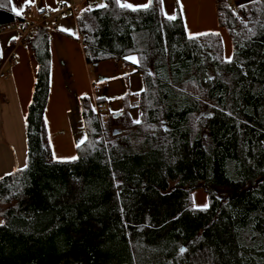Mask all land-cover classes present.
I'll return each mask as SVG.
<instances>
[{
  "label": "trees",
  "instance_id": "16d2710c",
  "mask_svg": "<svg viewBox=\"0 0 264 264\" xmlns=\"http://www.w3.org/2000/svg\"><path fill=\"white\" fill-rule=\"evenodd\" d=\"M93 4L76 17L86 64L130 67L143 90L121 98L117 118L81 97L84 141L56 160L44 124L49 30L31 35L26 159L0 178V264H264V0H214L231 62L219 33L190 38L160 0ZM14 25L23 18L0 0V29ZM196 190L207 208L194 206Z\"/></svg>",
  "mask_w": 264,
  "mask_h": 264
},
{
  "label": "crops",
  "instance_id": "0c3cea01",
  "mask_svg": "<svg viewBox=\"0 0 264 264\" xmlns=\"http://www.w3.org/2000/svg\"><path fill=\"white\" fill-rule=\"evenodd\" d=\"M85 1L35 0L34 4L28 5L25 0H11L9 3L11 10L13 5L23 10V14L18 17H22L24 23L34 19L35 12L41 7L53 8L64 3L80 11ZM121 2L137 6L147 3V0ZM161 8L165 17V13L174 16L180 14L188 36L216 32L222 39L223 29L217 26L214 0H179V3L177 0H163ZM62 28L68 31H62ZM18 29L14 25L11 31L0 33V73L8 74L6 80L0 79V178L25 164L24 118L37 69L28 46H20L17 39H12L18 37ZM49 35L50 73L49 97L44 114L45 131L53 157L67 161L61 157L62 154L70 156L75 153V148L85 138L79 99L87 97L94 110L100 108L102 114L107 105L111 108L110 115L119 114L122 110L121 98L127 92L133 95L141 93L143 81L139 74L126 76L131 68L115 61L87 65L76 18L59 20L56 30H49ZM125 60L129 65L134 64L131 59ZM97 100H104V104L98 107ZM135 114L131 113L132 116Z\"/></svg>",
  "mask_w": 264,
  "mask_h": 264
},
{
  "label": "built area",
  "instance_id": "2783aa9c",
  "mask_svg": "<svg viewBox=\"0 0 264 264\" xmlns=\"http://www.w3.org/2000/svg\"><path fill=\"white\" fill-rule=\"evenodd\" d=\"M40 9H43V11H41ZM78 14L79 11L75 7L69 6L64 3H60L53 8L41 7L35 12L34 19L24 21L22 27H19V29L17 30V44L20 46H26L31 35L40 28L56 30L59 20L69 17L76 18ZM23 17L25 19L26 15ZM2 32L3 29H0V33ZM7 77V73H0V79L6 80ZM99 111L100 108L97 109V112Z\"/></svg>",
  "mask_w": 264,
  "mask_h": 264
},
{
  "label": "rangeland",
  "instance_id": "374dc122",
  "mask_svg": "<svg viewBox=\"0 0 264 264\" xmlns=\"http://www.w3.org/2000/svg\"><path fill=\"white\" fill-rule=\"evenodd\" d=\"M251 0H229L230 5L235 9L237 6L248 3ZM104 4V0H94V7H97V5H101ZM35 18V17H34ZM13 26L8 27V29H3V32L6 30V32L11 31ZM223 36H222V44H223V55L225 60H229V58L232 57V46H231V41L229 39V36L227 34V32L225 30H221ZM4 36H2L1 38H4ZM105 112H103V118L106 119L109 115H110V106H106L105 107ZM120 109V108H119ZM117 115V114H115ZM136 117V114L134 115ZM133 116V118H135ZM120 129L118 127H112L111 131L114 132L115 130ZM67 153L62 154L61 157H65L63 159H71L75 156V153H73L72 155H68ZM59 156V155H58ZM60 157V156H59ZM192 198H193V203L195 207H203L204 205H207V197L206 195L201 191V190H196L193 192L192 194ZM0 209H2L0 207Z\"/></svg>",
  "mask_w": 264,
  "mask_h": 264
},
{
  "label": "snow or ice",
  "instance_id": "6c2138e0",
  "mask_svg": "<svg viewBox=\"0 0 264 264\" xmlns=\"http://www.w3.org/2000/svg\"><path fill=\"white\" fill-rule=\"evenodd\" d=\"M9 2H11V0H9ZM26 4L28 5H32L34 4L35 0H25ZM61 2H63V0H61ZM177 2L179 3V0H177ZM252 2H256V0H252ZM115 3L121 7V8H124V9H131L133 11H137V10H140V9H143V10H147L151 7L152 3H153V0H147V3L143 4V5H137V6H134L133 4L131 3H122L121 0H115ZM160 3L161 5L163 4V0H160ZM97 7L99 8H104V7H107L106 4H101V5H97ZM241 7H245V5H241ZM41 11H43V9H40ZM88 10H91V6L88 8V9H85V11H88ZM12 11L15 13V15L17 16H20L23 14V10L22 9H18L15 5H13V8H12ZM183 11V5H181V12ZM167 19L169 20H175L176 19V16L174 15H168L167 13H165ZM62 31H68L67 29H61ZM196 35H203V34H196ZM190 38H192L190 36ZM12 39H18V37H13ZM125 59H131L133 63H137V60L135 57H125ZM228 62H231V58H229ZM138 94V93H137ZM134 123H139L140 121L139 120H134L133 121ZM79 147V144L77 145ZM72 159H75V157H73ZM208 205H204L203 208H207ZM181 251L183 252L184 249H181Z\"/></svg>",
  "mask_w": 264,
  "mask_h": 264
},
{
  "label": "water",
  "instance_id": "95a60500",
  "mask_svg": "<svg viewBox=\"0 0 264 264\" xmlns=\"http://www.w3.org/2000/svg\"><path fill=\"white\" fill-rule=\"evenodd\" d=\"M117 116H118V115H114L113 117H114V118H117Z\"/></svg>",
  "mask_w": 264,
  "mask_h": 264
}]
</instances>
